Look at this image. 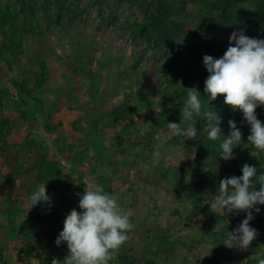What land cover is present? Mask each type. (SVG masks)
Returning <instances> with one entry per match:
<instances>
[{
  "label": "rangeland",
  "instance_id": "obj_1",
  "mask_svg": "<svg viewBox=\"0 0 264 264\" xmlns=\"http://www.w3.org/2000/svg\"><path fill=\"white\" fill-rule=\"evenodd\" d=\"M35 2L30 14L19 0H0V92L7 95L0 93V264H52L68 255L66 245L58 247L55 240L69 212L70 190L46 188L51 203L29 209L28 198L45 172L40 149L47 143L53 152L45 159L58 163L65 182L76 183L79 198L88 183L99 182L119 197L123 211L132 209L134 227L109 264H259L264 246L258 253L251 252V245L231 247L228 232L239 224L232 213L210 211L213 195L201 188L199 174L212 168L213 178L219 177L217 164L225 160L216 164L215 157L198 156L191 144L205 137L204 128H196L197 139L188 140L167 127V122L181 128L189 123L180 114L187 94L175 96L181 80L174 76L187 67L166 40L157 38L152 46L156 34L149 29L132 33L131 25L144 20L143 9L152 10V0H66L57 24H49L55 9L46 11L44 0ZM176 9L166 28L214 58L224 55L234 31L264 40L248 17L249 2L232 11L240 19L222 30L210 28L217 11L192 3ZM11 39L16 55L3 47ZM42 74L34 98L22 99L16 85L32 89ZM200 83L201 77L195 86ZM117 109L124 115L112 118ZM248 127L237 173L247 164L264 175V152L248 144ZM259 213L250 221L257 231L263 227Z\"/></svg>",
  "mask_w": 264,
  "mask_h": 264
},
{
  "label": "clouds",
  "instance_id": "obj_2",
  "mask_svg": "<svg viewBox=\"0 0 264 264\" xmlns=\"http://www.w3.org/2000/svg\"><path fill=\"white\" fill-rule=\"evenodd\" d=\"M203 65L209 73L204 83V93L213 101L217 96H223L227 107L233 111L239 110L250 126L248 144L258 152H264V124L256 116V109L264 106V40L247 37L243 31H234L224 55L218 59L205 55ZM185 90L187 99L180 114L189 123L181 128L180 123L167 122L171 134L196 140L198 133L194 117H198L206 122L204 130L208 139H219L221 129L217 114L209 107L202 110L201 96L195 88ZM228 127L229 134L220 144L219 154L220 159L225 161L235 159L233 149L242 140V133L233 120L228 121ZM155 155L159 157L160 154L157 152ZM241 172L239 177L220 180L218 191L208 204L210 211L216 210L223 215L245 214V219L236 229L228 232L226 243L246 250L258 236V231L250 226V221L254 219L253 212L260 211L255 206L264 205V175L257 178L260 188L256 191L253 183L255 167L245 164ZM28 199L29 209L41 202L50 204L46 183L39 184ZM78 207L79 212L76 209L69 211L63 229L55 240L58 247L62 242L66 245L68 255L62 262L54 258L52 264H109L113 253L125 244L128 233L134 227L130 222L132 209L123 211L119 197L107 193L94 182L84 188ZM259 264H264V259Z\"/></svg>",
  "mask_w": 264,
  "mask_h": 264
},
{
  "label": "trees",
  "instance_id": "obj_3",
  "mask_svg": "<svg viewBox=\"0 0 264 264\" xmlns=\"http://www.w3.org/2000/svg\"><path fill=\"white\" fill-rule=\"evenodd\" d=\"M20 6L22 8L28 9L30 11V14H33V7L36 6L35 0H31L33 2V6L28 5L25 0H19ZM29 1V0H27ZM45 1V8L46 11L49 8L55 9L54 16L50 17L49 24H57L59 23L64 10H66L65 1L66 0H44ZM118 2H125L129 1L131 3H138V0H117ZM249 2L252 5V12H249L247 14L248 17H251V23H257L255 25H252L253 29H256V31H262V34H264V0H152V10L150 9H143L144 10V20L142 21V24L140 25H131L132 33L133 34H141L146 30H150L152 34H156L154 37H152V46L155 45V41H157V38H160L161 40H166L169 44L170 50L177 49L178 54V62L180 64H184L187 69L182 73L181 75H177V73L174 76L179 77L180 76V89H178L175 93V96L182 97L184 94H187L185 89H191L195 88L201 96L202 110H207L208 107L210 110L214 111L218 118L220 119L219 127L221 129V137L215 141L209 140L207 136V132L205 133V137L201 139V141L194 142L193 145L197 149L198 156L201 157H215L216 164L222 160L219 157L221 148L220 144L222 143L224 138H227L229 134V127H228V121L233 120L237 127L240 129L242 133V137L246 136L245 132L247 129V126H249L243 119V114L239 111H233L229 107H227L224 104V97L223 96H217V98L213 101L210 100L208 95L204 93V83L207 79L209 73L206 71L204 65H203V57L207 54V52L204 51H198L194 49V45H191L189 42H185L182 40V36L180 34L174 33L172 31H169V29L166 28V22L171 20V18L176 14L177 4L181 6L182 9L188 4L192 3L196 6H199L200 8L206 10L211 9L213 11H217L220 14L216 19H214L215 22L210 24V28L214 30H222L225 26H229L232 24L234 26L236 24V20H239L240 18L235 17L234 13L232 11H235L239 6L242 4H245ZM23 10V9H22ZM245 14V13H244ZM252 14V16H250ZM256 17L259 18V20H256ZM263 21V22H262ZM260 23V24H259ZM14 39H11V41ZM4 48H6V51H10L12 55H16L18 50L15 49V41L10 42L8 45H3ZM0 55H2V51L0 50ZM210 56V55H209ZM186 74V75H185ZM202 78L204 83H200L199 85L195 86V83L199 81V78ZM44 75H39L37 77V84H35V87L32 89H26L23 85H16L17 86V93L22 99H27L29 97H33L31 93H34L36 90H40L41 86L43 85ZM175 80V78H174ZM178 82V80L176 81ZM1 93V92H0ZM1 95L6 99L7 95L1 93ZM10 98V96H8ZM34 98V97H33ZM187 99L186 97L181 99L182 102H185ZM1 100V98H0ZM8 101H11L8 99ZM22 105H24V100L20 102ZM2 104H0V114L3 110L1 108ZM181 108H176L174 111H172L171 114H169L170 118L172 119L173 116L176 115V112L179 111ZM122 109H117V112H113L111 115L112 118H115L119 115H122L123 112H121ZM260 113V114H259ZM124 115V114H123ZM27 114L24 112H20V118L27 119ZM256 116L257 119L264 124V106L258 107L256 109ZM156 125L162 126V123L157 120ZM206 126V122L202 119L197 118V122L195 124V127L197 129H203ZM250 128V126L248 127ZM244 129V130H243ZM248 131V130H247ZM41 141H38L40 143ZM180 141H178L179 143ZM186 145H190L185 143ZM45 146L42 147L44 151V157L41 159V168H44L45 172L41 175L40 182L46 183V188H52L56 190L57 187L64 185L65 190L69 191V183L65 182L68 180L67 178L63 177L62 170L60 169V166L55 161H47L45 158L47 156L50 157L53 152V147L51 144H45ZM137 146V145H136ZM242 146L243 145H237L233 149V155L235 156V159H231L228 161H221L217 166L219 167L220 175L219 177L213 178V174L216 172V170H213L212 168L210 171H200V182H201V188L207 187L212 195H215L218 191V185L219 181L224 178H230L232 176L239 177L237 171H238V163L240 160H243L244 152H242ZM187 148L189 146H186ZM191 150L192 149H187ZM188 151V152H189ZM218 159V161L216 160ZM109 165V164H107ZM107 166H105L106 168ZM107 171V169H106ZM17 174V173H16ZM261 175V171H256V177L253 178V183L255 186V190L259 191L260 184L257 180V178ZM108 176V175H107ZM65 179V180H63ZM105 179H107L105 177ZM10 186L14 185L12 181L8 182ZM105 191H111L109 188L105 189ZM108 193V192H107ZM72 197V196H71ZM79 201H75L74 199L70 200V207L72 209H76L78 212L80 211L79 207ZM262 205H256L255 207H258L261 209ZM264 206V205H263ZM261 214L259 218V223L263 225L261 231L259 232V235L256 237V239L251 244V252L258 253L261 249V246H264V211H259ZM256 213V212H253ZM233 217L235 218L236 222L240 224L245 219V214L243 212L239 214L232 213ZM264 257V251L262 252ZM123 262H125V259H121ZM254 262V261H252ZM130 264V263H127ZM246 264H251L250 262H247Z\"/></svg>",
  "mask_w": 264,
  "mask_h": 264
},
{
  "label": "crops",
  "instance_id": "obj_4",
  "mask_svg": "<svg viewBox=\"0 0 264 264\" xmlns=\"http://www.w3.org/2000/svg\"><path fill=\"white\" fill-rule=\"evenodd\" d=\"M53 150V149H52ZM74 184H76L75 182L74 183H69V194L68 195H66L67 196V199H69V204H68V210L70 211L71 210V207L69 206L70 205V200L71 199H74L75 201H79V196H77L76 195V192L74 191V186H76V185H74ZM84 184V183H83ZM87 184V183H86ZM98 185H101V183H97ZM83 186H85V185H83ZM84 190V189H83ZM72 196V197H71ZM60 196H59V194L56 196V198L58 199ZM67 213V212H66ZM69 213V212H68ZM67 213V214H68Z\"/></svg>",
  "mask_w": 264,
  "mask_h": 264
}]
</instances>
